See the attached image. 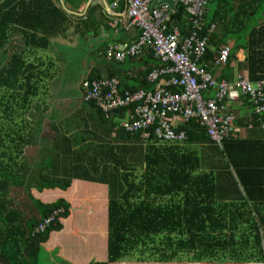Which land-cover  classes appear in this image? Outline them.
<instances>
[{
    "label": "trees",
    "instance_id": "obj_1",
    "mask_svg": "<svg viewBox=\"0 0 264 264\" xmlns=\"http://www.w3.org/2000/svg\"><path fill=\"white\" fill-rule=\"evenodd\" d=\"M233 1L237 2L234 10L219 11L218 7L208 13L203 33L210 23H222L229 15L231 38L238 37L246 52L245 79L255 82L264 79V0ZM186 19L184 5L177 2L169 30L173 20L181 24ZM68 21L65 10L51 0H0V51L16 25L29 43L41 47L44 39L36 38L37 33L61 32ZM229 37L225 34L215 42L211 34L209 40L213 39L214 45ZM215 52L207 48L205 63ZM26 69L20 54L11 55L5 64L0 60V119H9L7 125L27 108V85L32 76L25 74ZM116 111L126 112V107ZM9 129L0 128V264H68L55 252H45L41 245L51 231L62 228L58 217L68 215L69 204L62 198L41 202L29 190L65 189L72 176L57 178V183L23 186V177L33 175L15 169L21 146L12 145L16 141ZM181 129L186 133V146L150 138L142 144L138 134L122 131L125 144L104 150L102 159L112 169L102 170L103 178L97 181L108 182L109 189L107 260L89 264L264 263V187L252 177L253 164L246 152L249 139L231 137L219 150L194 120L175 127V131ZM17 137L25 142L23 134ZM203 142L220 154L222 163L213 158V169L201 168L202 159L189 147ZM214 169L220 170L213 173ZM17 190H22L30 202L17 201ZM60 208L58 216L39 231L44 217Z\"/></svg>",
    "mask_w": 264,
    "mask_h": 264
},
{
    "label": "crops",
    "instance_id": "obj_2",
    "mask_svg": "<svg viewBox=\"0 0 264 264\" xmlns=\"http://www.w3.org/2000/svg\"><path fill=\"white\" fill-rule=\"evenodd\" d=\"M51 1L60 5L69 15L68 23L63 24V31L50 35L37 33L36 38L44 39L41 47L29 43L30 39L24 38L18 25L6 35L0 60L5 64L11 55L20 54L27 65L25 74H30L32 78L27 85L30 94L27 108L17 118L13 116L9 125V119H0L4 120L0 121V128L5 131L10 127L9 131L16 141L10 143L21 146L20 157L14 160L15 169L19 167L33 175L30 178L28 175L23 177V186L57 183V178L72 176L65 189L55 187L37 190L31 187L29 190L31 196L41 202L51 203L62 198L69 204L68 215L60 218L62 228L51 231L47 241L41 245L43 250L50 254L55 252L58 258L68 264L105 262L109 189L108 182L97 180L103 178L102 170L112 169L102 159L104 150H108L109 146L125 144L119 123L126 117V112L114 111L105 115L94 104L85 102L82 83L88 79L114 77L122 89L150 90L153 85L146 81L145 76L150 69L158 67V62L146 50L139 56L121 61L106 58L104 51L107 47L123 52L137 34L136 27L130 25L125 17L126 5L123 0L116 7L112 6V0ZM158 1L152 0L154 4ZM236 7L237 2L231 3V0H207L205 18L213 8L222 11L234 10ZM228 18L229 15L222 23H213V30L209 34L215 35V42L225 34L230 36L215 46L211 44V38L208 43L211 52L223 45L228 46L230 52L223 66L214 67L209 63L210 59L206 60L207 69L216 80L232 81L236 75L245 78L247 74L243 43L238 37L231 38V21ZM261 22H264V17ZM188 25V16L181 24H176L174 20L171 22L172 28H177L182 35L187 33ZM234 31L236 26L232 28ZM164 81L165 78L160 83ZM231 113L239 120L236 121L241 128L239 138L250 141L246 152H249L248 156L255 167H252V177L258 178L264 187V134L258 129L246 128L250 120V108L243 98L231 103ZM22 126L24 128L21 131ZM18 134L24 135L25 142L17 137ZM203 143L189 147L201 159L207 160L202 159L201 168L209 169L214 166V161L207 153L208 148L204 149L202 145L212 146ZM219 170L212 171L216 173ZM21 191H15L17 201H29ZM13 193L11 190V197Z\"/></svg>",
    "mask_w": 264,
    "mask_h": 264
},
{
    "label": "built area",
    "instance_id": "obj_3",
    "mask_svg": "<svg viewBox=\"0 0 264 264\" xmlns=\"http://www.w3.org/2000/svg\"><path fill=\"white\" fill-rule=\"evenodd\" d=\"M121 0H112L116 7ZM125 17L137 30L134 41L123 51L107 47L106 58L121 61L148 51L158 62L145 79L153 85L150 90H125L117 78H98L82 83L83 100L109 115L126 107V117L119 127L123 132L138 134L142 144L153 139L157 142L182 144L186 133L175 131L179 123L194 120L210 143L221 150L223 142L239 135L241 128L231 113V103L245 99L250 108V120L246 128L258 129L264 134V79L249 82L240 75L232 81L216 80L203 60L208 48L213 23L206 28L207 0H173L181 2L188 16L187 33L177 28L169 30L168 23L173 8L166 2L154 4L152 0H123ZM229 56L226 45L217 48L209 62L214 67L225 65ZM165 78L161 84L160 81ZM176 89V90H172ZM62 211L57 209L38 226L41 231ZM60 220V217H58Z\"/></svg>",
    "mask_w": 264,
    "mask_h": 264
},
{
    "label": "rangeland",
    "instance_id": "obj_4",
    "mask_svg": "<svg viewBox=\"0 0 264 264\" xmlns=\"http://www.w3.org/2000/svg\"><path fill=\"white\" fill-rule=\"evenodd\" d=\"M0 121H4V120H0ZM1 123L4 124V122H1ZM203 144H207V143L204 142ZM202 148H204V149L205 148H208L207 153H210V158H218V162L219 163H222L221 160H220V157H219L220 154L218 156L217 152H215L213 149H211V147H209L208 145H207V147H206V145H202ZM197 155L199 156V154H197ZM202 159H204L203 161H207L205 158H202ZM108 167H110V166H108ZM118 169H120V168H117V170ZM117 263L119 264L120 262H117ZM125 263H127V262H125ZM125 263H121V264H125ZM134 264H195V263H188V262H183V263H179V262H175V263H152V262H144V263H134ZM199 264H213V263H199ZM223 264H231V263H223Z\"/></svg>",
    "mask_w": 264,
    "mask_h": 264
},
{
    "label": "water",
    "instance_id": "obj_5",
    "mask_svg": "<svg viewBox=\"0 0 264 264\" xmlns=\"http://www.w3.org/2000/svg\"><path fill=\"white\" fill-rule=\"evenodd\" d=\"M162 2H166V3H168L172 8H174V6H175L173 0H159L157 4L162 3ZM63 5H64V3H63ZM152 5H154L153 2H151V6H152Z\"/></svg>",
    "mask_w": 264,
    "mask_h": 264
}]
</instances>
